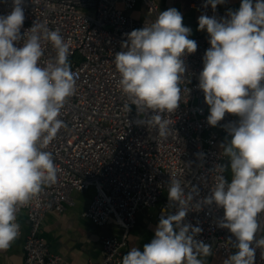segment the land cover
I'll return each mask as SVG.
<instances>
[{
	"label": "clouds",
	"instance_id": "1",
	"mask_svg": "<svg viewBox=\"0 0 264 264\" xmlns=\"http://www.w3.org/2000/svg\"><path fill=\"white\" fill-rule=\"evenodd\" d=\"M224 2L207 0L213 10ZM25 6V0H12L11 11L0 15V251L20 235V210L57 182L53 154L44 149L66 127L61 110L76 93L70 41L45 23L34 22L22 35ZM227 16L198 17V30H206L210 44L198 84L209 105L207 123L216 127L226 113L239 117L225 125L231 139L221 145L231 182L224 175L227 166L217 165L210 195L202 203L224 209L219 227L236 238L237 251L223 264H254L257 248L264 250V236L255 239L264 228V0H241ZM191 31L182 14L169 8L128 33L114 57L118 88L129 101L125 111L135 105L141 114L151 112L138 123L156 128L162 139L173 131L164 114L170 116L184 99V58L197 50ZM47 42L56 56L41 63ZM192 198L172 179L168 199L177 206L176 214L161 217L151 242L143 251L133 247L122 264H206L212 250L194 239L201 228L182 224Z\"/></svg>",
	"mask_w": 264,
	"mask_h": 264
},
{
	"label": "built area",
	"instance_id": "2",
	"mask_svg": "<svg viewBox=\"0 0 264 264\" xmlns=\"http://www.w3.org/2000/svg\"><path fill=\"white\" fill-rule=\"evenodd\" d=\"M190 1L191 7L203 15L227 19L220 4L213 10L207 0ZM25 4L22 35L34 22L45 23L52 30L59 28L65 40L70 41L69 60L76 78V93L61 110L59 118L66 127L44 149L53 154L57 182L45 187L18 213L19 237L24 235L20 216L25 215L29 222L24 264H62L63 258L50 252L42 236L45 219L51 212L64 213L73 207V194L91 188L95 194L83 216L99 227L114 222L121 234L105 237L102 261L90 264H122L129 236L141 212L158 207L159 221L176 214L177 206L168 199L172 179L179 180L184 194L193 197L192 210L182 224L201 228L194 239L209 245L225 259L235 254V236L219 227L224 209L215 203H202L210 195L216 166H226V158L218 149L221 138L230 137L225 125L238 121L226 113L216 127L207 123L209 105L198 84L203 57L210 47L208 33L193 39L197 50L184 58L187 70L180 85L184 99L174 113L164 114L165 119L172 120L173 131L162 139L156 128L138 123L147 120L151 112L141 114L135 105H130L128 113L125 111L124 105L129 101L118 88L120 75L114 63L127 34L150 24L162 12L157 2L25 0ZM139 5L141 16H131L129 13ZM11 9L12 0H0V15ZM43 47L41 63L54 59L56 51L51 43ZM224 175L230 183L227 171ZM198 203L200 208L196 209ZM262 231L263 228L255 239L263 236ZM262 251L257 248L254 264H264Z\"/></svg>",
	"mask_w": 264,
	"mask_h": 264
},
{
	"label": "crops",
	"instance_id": "3",
	"mask_svg": "<svg viewBox=\"0 0 264 264\" xmlns=\"http://www.w3.org/2000/svg\"><path fill=\"white\" fill-rule=\"evenodd\" d=\"M165 11L176 8L183 16V24L191 28L190 39H194L206 32L198 30V17L203 15L191 7L190 0H154ZM241 0H225L220 8L228 18V10L239 9ZM133 17L141 16V5L129 13ZM237 120L239 117L235 116ZM231 137H222L218 149L226 144ZM227 174L231 182L230 162L226 158ZM95 190L75 192L73 198L75 205L64 213L51 212L47 215L42 227V236L49 246L50 252L63 258L62 264H90L100 262L103 258V239L121 234L120 228L111 222L105 227H99L90 219L83 216L90 206ZM159 208L143 211L138 215L137 224L131 231L128 239L127 252L133 247L143 251V246L154 238L155 230L159 224L157 218ZM24 227V235L17 238L8 250L0 251V264H24L26 257L25 236L29 232V222L25 215L20 216ZM264 236V228L262 231ZM212 250V249H211ZM206 264H223L225 258L212 250V255L205 258Z\"/></svg>",
	"mask_w": 264,
	"mask_h": 264
}]
</instances>
